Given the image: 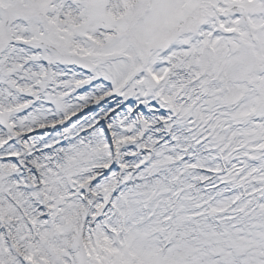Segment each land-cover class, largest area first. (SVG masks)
<instances>
[{
    "label": "snow or ice",
    "instance_id": "snow-or-ice-1",
    "mask_svg": "<svg viewBox=\"0 0 264 264\" xmlns=\"http://www.w3.org/2000/svg\"><path fill=\"white\" fill-rule=\"evenodd\" d=\"M0 264H264V0H0Z\"/></svg>",
    "mask_w": 264,
    "mask_h": 264
}]
</instances>
